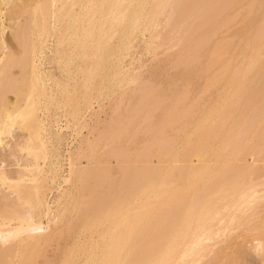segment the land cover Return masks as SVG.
Wrapping results in <instances>:
<instances>
[{
    "label": "bare ground",
    "instance_id": "obj_1",
    "mask_svg": "<svg viewBox=\"0 0 264 264\" xmlns=\"http://www.w3.org/2000/svg\"><path fill=\"white\" fill-rule=\"evenodd\" d=\"M13 139L0 264H264V0H0Z\"/></svg>",
    "mask_w": 264,
    "mask_h": 264
},
{
    "label": "rangeland",
    "instance_id": "obj_2",
    "mask_svg": "<svg viewBox=\"0 0 264 264\" xmlns=\"http://www.w3.org/2000/svg\"><path fill=\"white\" fill-rule=\"evenodd\" d=\"M142 53H143V54H142ZM142 53H141L142 55L147 54V53H145V51H144V52L142 51ZM146 57H147V55H146ZM108 99H109V98H108ZM108 99H106L105 101H100V104H101V103L106 104L107 101H108ZM95 105H96V106H95ZM94 108H95V110H98L97 104H94ZM61 121H62V123H61ZM87 121H88V122H87ZM87 121H86V124H84V123H82V124H83V125H86L87 127H91V125H92V121H91L90 119H87ZM56 123H58L57 125H59L61 128H63V130L65 131V133H71L70 130H67V125H68V124H67V122H66L65 119L62 118L59 122H58V121H55L54 125L57 127ZM80 126H81V124H80ZM78 127H79V125H78ZM79 128H80V127H79ZM81 132H82V135H85V134H86V129H83ZM18 133H19V131L16 130V133H15L16 135H14V136L17 137V136H18ZM19 134H20V133H19ZM17 138H18V137H17ZM17 138H15V139H17ZM15 139L12 140V143H13L12 145H13V146L10 145V144L8 143V144L12 147V149L8 146L9 149L7 148L8 150L6 149V152H5L4 150H3L2 152H0V155H1L0 157L3 158L4 160H10V161H12V159H10V154H11V152H12L11 150H14V147H15L14 144H16V143H14V142H16ZM76 139L78 140L79 138H76ZM10 140H11V139H10ZM10 140L8 139L7 142H10V143H11ZM70 140H71V139H70ZM17 141H18V140H17ZM69 146H71V145H69ZM5 148H6V147H5ZM1 150H2V149L0 148V151H1ZM8 151H10V153H9ZM8 153H9V158L7 159L6 157H8V155H7ZM2 155H4V157H5L6 159H5ZM17 155H19V154H17ZM251 255H252V254L248 255L247 258H246V259H248V260H247L248 264H259V262L262 263L260 260L257 261L258 259H260L259 256H258V259L256 258L258 254L255 253L256 256L254 255V253H253L254 256H251ZM246 264H247V263H246ZM262 264H263V263H262Z\"/></svg>",
    "mask_w": 264,
    "mask_h": 264
}]
</instances>
